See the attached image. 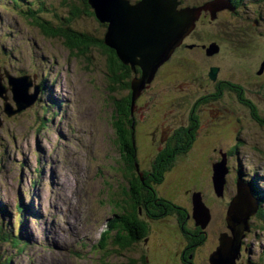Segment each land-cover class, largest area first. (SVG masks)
I'll return each instance as SVG.
<instances>
[{"label": "rangeland", "instance_id": "374dc122", "mask_svg": "<svg viewBox=\"0 0 264 264\" xmlns=\"http://www.w3.org/2000/svg\"><path fill=\"white\" fill-rule=\"evenodd\" d=\"M180 1L182 5L178 9L204 3V0ZM133 2L130 1L137 3ZM69 3H78V0H0L1 80L7 85L6 76H19L22 81L25 74L33 73L36 79L33 81V77H29L24 86H29V81L35 85L34 82L44 80L40 83L39 104L15 115L5 112L6 103L16 108L11 90L7 88L4 94L7 99L0 96V201L4 210L12 212L11 216L2 215V222L14 225L16 233L22 227L26 240L23 251L10 243L1 244L0 264L6 261L8 264H129L137 260L134 252L140 250L136 247L123 251L117 247L121 252L116 250V253L111 247L106 250L96 247L97 238L114 209L111 199L121 193L120 187L125 184L123 157L113 121L117 113L116 101L128 92L122 84L113 81L109 56L101 48L71 51L63 40L44 35L35 22L39 19L58 26L61 17H68ZM203 10L201 8L194 28ZM214 19L216 17L212 16ZM72 23L73 27L79 26L91 35L96 28V35L101 36L92 18L83 17ZM188 34L179 40L173 52ZM117 75L122 74L118 71ZM33 84L29 86V93L35 92ZM56 101L59 104H52ZM60 104L62 112H59ZM49 105L52 108L46 122L40 107ZM244 129L240 135L242 142L236 145L229 136L221 143L225 151L236 147L233 158H228L226 163L228 172L223 176L224 181L226 178L223 195H217L215 187L205 189V198L212 205L213 213L210 227H207L210 235L201 251L205 255L216 249L221 233H230L225 217L236 195L237 170L244 171L247 181L259 176L255 181H261L258 185L263 188L262 195L264 193V130L252 124L245 125ZM197 147L198 151L202 148L200 144ZM139 156L143 159L141 150ZM207 161L202 158L205 169L200 170L199 175L204 171L207 177L210 172ZM188 180L192 184L195 178L189 175ZM167 181L173 179L168 177ZM174 183L177 186L178 180ZM166 185L167 182L161 186L163 192L172 189L170 183ZM20 201L31 206L21 217L23 225L18 221ZM261 207L264 211V203ZM175 221L170 218L159 227H152V235L157 231L168 239L166 247L170 251L175 249L171 244L177 233ZM249 221L251 231L241 238L242 254L236 261L264 264V216L255 215ZM147 243L140 242L139 246L144 249ZM167 252L169 250L160 249L155 253L153 264L165 258L173 263Z\"/></svg>", "mask_w": 264, "mask_h": 264}, {"label": "trees", "instance_id": "16d2710c", "mask_svg": "<svg viewBox=\"0 0 264 264\" xmlns=\"http://www.w3.org/2000/svg\"><path fill=\"white\" fill-rule=\"evenodd\" d=\"M78 3L68 4V17H61L58 26L46 21L40 22L39 19H36L35 22L39 25L44 35L63 40L65 46L71 51L80 50L81 52H86L90 47L95 46L101 48L109 56V67L113 74V81L122 84L128 92L116 101L117 113H115L116 118L114 117L115 121H113L117 144L123 157L125 184L120 187L121 193L116 194L111 199L114 209L111 217L106 222V227L100 233L99 238H97L96 247H100L102 250L111 247L116 253H118L116 251L119 250L118 248L123 251H131L132 248L136 249L137 247V249H140L134 252L137 255V260L134 259L129 264H153L150 252L157 253L160 251V238L167 245L169 241L157 231H154L152 235V227H159L161 222L174 218L177 224V233L173 234L174 237L172 238L174 240L171 241V244L175 245V249H171L170 251L166 247L169 250L167 253L170 255V259H173V263L169 262L167 258V264H210V256L214 250L207 255L202 253V249L210 235L209 228L207 229V227H210L213 217L212 205L205 198V189L209 190L212 187L214 189L213 166L215 163L221 161L222 159L220 160V158H223V155L226 154L221 152L214 156L210 153V150L216 146V143L208 145V148L204 147L206 150L197 151L198 154H194L196 152H193L194 150L196 151V146L199 144V136L202 134L203 127L201 124L209 115L206 112H200L198 115L194 114L195 117L188 116L190 118L189 121L187 122L186 119L184 125H181L168 141H159L155 145H150V142L146 141L142 135L141 127L143 122L141 123V109L138 107L141 101L139 103L137 100L143 89L139 92L137 98L133 99L132 80L142 76L141 67L139 65L132 67L131 64H125L121 61L115 50L105 43L108 24L96 18L89 0H78ZM30 11L32 10L30 9ZM32 14L34 15V13ZM83 17L92 18L98 24L97 30L102 32L101 36L96 35V28H94L95 30L91 35L90 32L81 30L79 26L73 27L74 24L72 22ZM118 71L121 72V76L117 75ZM222 86L223 88H228L225 91L229 90L238 100L246 101L244 103L245 106L239 104L233 105L234 109H232L236 111L237 115L228 114L229 126L225 133L227 134L225 138L229 139L230 136L231 140H233L237 130H239L237 137H241L240 135L243 134L245 125L249 124L264 130V101L247 99L249 96L243 90V86L233 80L226 82ZM61 106L60 104V108ZM40 108L42 109L41 112L46 113L52 107L46 106ZM142 143L143 147H141ZM221 143L218 145L221 146ZM140 150L143 153V159L139 156ZM202 158L205 160L207 158V162H209L210 169L208 168V171L210 172H208L207 177L204 171L201 175L198 174L200 170L205 169L202 164ZM230 158L232 159L233 157ZM237 171V174L246 180L244 171L242 172L241 169ZM189 175L195 178L192 184L189 183ZM168 177L169 179L170 177L173 179V181H169L172 189L167 188L163 192L161 186H164L166 182V187L169 185L167 181ZM256 178L260 177L256 176ZM255 179L249 182L252 184L253 193L261 206L264 203L262 198L264 197V193L263 195L261 193L263 188L261 185H258L261 181H255ZM175 180H178L177 186H175ZM191 188L194 190L193 193L191 192ZM185 189H189V192L184 193ZM177 193H180V195H177ZM195 193L201 194L202 201L211 214L210 222L205 227L198 224L194 216L193 197ZM3 206V203L0 201V245L10 243L14 247H19L20 251H23L26 240H24L21 232L22 227H19L16 233L14 225L8 226L3 224L2 215L4 216L5 213H8L11 216L12 214L9 209V211L4 210ZM27 209L31 210V206L24 205V202L20 201V205L18 206V221L22 225L24 223L21 217ZM256 215L257 217L260 215L264 216L262 207H260ZM226 219L227 216L225 217V221L228 226ZM150 238L152 240L151 243ZM140 242L148 243L143 249L139 246ZM240 250L242 251V247ZM8 263L9 261L5 262V264ZM237 264H240V262Z\"/></svg>", "mask_w": 264, "mask_h": 264}, {"label": "flooded vegetation", "instance_id": "af4514ba", "mask_svg": "<svg viewBox=\"0 0 264 264\" xmlns=\"http://www.w3.org/2000/svg\"><path fill=\"white\" fill-rule=\"evenodd\" d=\"M203 2L200 6L204 10L194 30L158 69L137 99L141 101L138 107L142 135L150 145L168 141L186 119L189 121L188 116L206 112L209 116L201 124L202 134L198 139L201 150L216 143L210 153L216 156L222 152L230 158L236 147L225 151L218 144L226 140L228 114L237 115L233 105L245 106L246 101L238 100L222 85L233 80L243 86L247 99L264 101V0ZM212 16L216 19L212 20ZM237 136L238 131L233 137L236 145L243 141ZM197 149L196 146L194 154H198ZM188 192L189 189L184 190ZM191 192H194L192 188ZM159 246L166 249L161 238ZM150 253L154 263L155 253ZM166 260L158 264H167Z\"/></svg>", "mask_w": 264, "mask_h": 264}, {"label": "water", "instance_id": "95a60500", "mask_svg": "<svg viewBox=\"0 0 264 264\" xmlns=\"http://www.w3.org/2000/svg\"><path fill=\"white\" fill-rule=\"evenodd\" d=\"M109 1L112 9L105 0H89V3L99 20L108 24L105 35L106 45L115 50L123 63L131 64L132 67L139 65L142 69V76L132 80L135 100L139 92L152 81L157 69L172 55L179 40L192 31L203 6L178 9L180 0H140L133 6L125 0ZM116 11L120 18L115 24ZM130 11L135 18L127 19L125 23L126 16H121V12L129 14ZM18 78L8 76L13 100L16 103V108L10 103L5 104V112L9 116L33 107L39 93L38 87L34 93H29V86H24ZM6 91L7 88L0 77V96L4 99H7L4 96ZM226 163V155H223V159L213 166V182L217 195H223L225 188L226 178L224 181L223 176L228 172ZM193 204L194 216L198 224L207 226L211 214L203 203L200 193L194 194ZM259 209V200L255 197L251 185L237 178L236 195L227 211L226 220L230 233L220 234L219 245L210 256V264H237L236 260L240 258L242 246L241 238L245 232L251 230L249 220Z\"/></svg>", "mask_w": 264, "mask_h": 264}, {"label": "bare ground", "instance_id": "6f19581e", "mask_svg": "<svg viewBox=\"0 0 264 264\" xmlns=\"http://www.w3.org/2000/svg\"><path fill=\"white\" fill-rule=\"evenodd\" d=\"M106 1V0H105ZM125 1H127V2H129L130 3V1L129 0H125ZM106 3H108L109 5H110V7H111V9H112V6H111V3L109 2V1H106ZM130 6H133V4H131L130 3ZM133 12L132 11H130L129 12V14L127 13V12H121V16H126L124 19H125V23H126V21H127V19H134L135 17H134V15L132 14ZM96 18L99 20V17L98 16H96ZM119 18H120V16H119V14L117 13V11H116V14H115V16H114V22H115V24H116V22L119 20ZM113 22V23H114ZM124 23V24H125ZM121 24H123V23H121ZM33 75H35L34 73L33 74H29L28 76H26V75H24V78L22 79V84H24V82H26V81H28V78L29 77H35V76H33ZM37 75V74H36ZM37 77V76H36ZM1 79H2V77H1ZM2 81V80H1ZM38 83L36 84V82H34L35 83V85L33 84V82L31 81H29V86H30V84H33V88H34V91L36 90V87H39V86H41L40 85V83H43L44 82V80H42V82H40V81H37ZM38 94H40L41 95V93H38ZM46 102V101H45ZM87 145V144H86ZM90 146V145H89ZM91 147V146H90ZM70 161V160H69ZM71 162V161H70ZM76 163V162H75ZM87 164V163H86ZM89 164V163H88ZM72 165V164H71ZM75 168V167H74ZM77 169V168H76ZM62 172V171H61ZM60 172V173H61ZM70 174V173H69ZM78 174H80V173H78ZM77 176V175H76ZM90 176H92V175H90ZM67 177V176H66ZM73 177H75V176H73ZM88 179V178H87ZM90 181V180H89ZM85 183H88V181H86ZM89 183H91V182H89ZM84 184V183H83ZM64 187V186H63ZM87 187V186H86ZM61 188V187H60ZM75 188V187H74ZM73 188V189H74ZM77 189V188H76ZM81 190V189H80ZM84 191V190H83ZM82 194V193H81ZM82 196V195H81ZM72 197H73V195H72ZM73 199V198H72ZM82 200H80V202H81ZM69 202V201H68ZM73 202V201H72ZM72 202H71V205H72ZM77 202V201H76ZM78 205V204H77ZM66 206V205H65ZM80 206V205H79ZM63 208V207H62ZM66 213V212H65ZM66 215V214H65ZM62 216V215H61ZM64 216V215H63ZM55 219H57V218H55ZM58 220H60V219H58ZM65 220V219H64ZM63 219H62V221H64ZM67 221V220H66ZM61 222V221H60ZM63 230V229H62ZM78 240V239H77ZM61 242V241H60ZM79 252V251H78ZM53 253V252H52ZM52 255V254H51ZM76 256H78L77 254H76ZM83 256V255H82ZM68 257V256H67ZM52 258V257H51Z\"/></svg>", "mask_w": 264, "mask_h": 264}]
</instances>
